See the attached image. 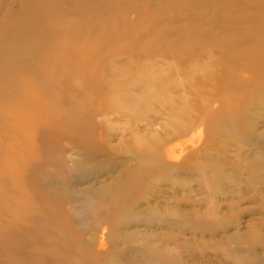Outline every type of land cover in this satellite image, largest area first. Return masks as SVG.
I'll return each instance as SVG.
<instances>
[{
  "label": "bare ground",
  "instance_id": "6f19581e",
  "mask_svg": "<svg viewBox=\"0 0 264 264\" xmlns=\"http://www.w3.org/2000/svg\"><path fill=\"white\" fill-rule=\"evenodd\" d=\"M78 1L76 5L84 7V0ZM130 1L121 0L126 6L129 2L132 5L128 6L129 10H138V15L142 13L139 7L148 4L166 23L129 22V28L137 31L135 40H114L105 45L80 40V37H91L113 27L114 19L110 16L103 18L100 24H90L83 34L73 29L63 32L60 40H67L55 48V61L53 58L54 62H44L43 73L40 76L39 73L31 74L27 82L33 88H28L33 94L30 97L38 101L35 109L29 112L31 119L24 122L29 126L21 130L9 125V118L0 119L12 129L10 137L20 154L34 148L35 140H44L32 158L19 157L23 160L20 165L28 166V171L19 179L25 197L7 203L5 194L0 193V213L5 211L11 216L13 231L9 233V247H0L3 264H23L24 255L20 259L13 258L14 254L18 255V248L30 249L36 254L34 258L38 264H61L54 258L55 249L59 247L64 260L69 261V255H65L68 246L61 245L62 239L69 236L62 237L61 233L66 234L70 227L67 223L60 224L63 222L62 206L69 200L67 190L64 187L51 191L43 188L44 178L65 180L64 159L59 145L46 144V140L49 135L61 132L68 135L89 133L95 100L100 96L102 105L108 110H118L131 124H138L147 110L161 106L166 108L170 119L166 134L133 132L126 150L133 153L136 163L124 167L114 188L97 193L96 198L92 196L95 199L91 215L95 220L106 221L112 226L136 221L139 215L134 213L133 205L147 200L150 191L153 193V188L163 181L172 185L183 183L176 176L183 171L203 179L201 187L208 190L207 197L218 193L220 185L226 182L231 186V176L224 174L228 169L238 183L247 175L246 185L239 183L230 189L236 192L228 191L231 199L240 193V186L259 194L264 186V141L255 142V122L248 113L250 107L264 106V0H158L155 3V0H137L135 6ZM100 3L105 7V0ZM170 13H175L177 18L171 19ZM185 19L190 23H179ZM116 42H123V45L112 48ZM121 58L135 65L150 59L171 58L170 77L161 76L159 69H151L149 73L132 78L133 73L118 63ZM198 58L200 61H195ZM14 67L18 66L8 63L0 72L9 79L5 75H11ZM197 71L203 73L193 74ZM119 76L127 79H114ZM15 102L20 107L17 98ZM213 102L220 104L218 109H211ZM205 125V138L194 141ZM244 146L246 151H243ZM229 147L237 148V160L225 157L231 150ZM90 152L86 149L85 155L91 157ZM196 152H203V157L193 160L190 154ZM217 156L221 159L215 158ZM10 173L15 177L18 171ZM10 173L0 168V176L9 178ZM225 193L226 190L222 192L227 195ZM254 197L257 201L259 198L260 203L264 195ZM37 199L38 204L35 203ZM212 210L195 213L197 222L209 225L212 218L218 220ZM148 212L152 216L159 214L156 209ZM170 212L176 214L174 210ZM100 238L99 243L104 242V237ZM156 252L160 261L174 263L167 252Z\"/></svg>",
  "mask_w": 264,
  "mask_h": 264
},
{
  "label": "rangeland",
  "instance_id": "374dc122",
  "mask_svg": "<svg viewBox=\"0 0 264 264\" xmlns=\"http://www.w3.org/2000/svg\"><path fill=\"white\" fill-rule=\"evenodd\" d=\"M100 1L84 0L83 7L76 5L78 0H0V69L8 63L18 66L13 68L11 75L10 73L5 75L9 79L3 77V73L0 72L2 121L9 118V125L22 128L21 130L29 126L24 125V122L31 119L29 112L35 109L38 101L30 97L33 94L28 88L32 86L27 82L31 74L39 73L40 76L43 73L44 62L55 61L53 56L55 48L67 40V38L60 40L63 32L73 29L83 34L89 29L90 24H100L103 18L110 16L114 19L113 27L103 29L91 37H80V40L96 41L98 45H105L114 40L136 39L137 31L129 28L131 26L129 22L144 24L158 22L159 25L166 23L148 4L139 7L142 13L138 15V10H129L128 6H132L129 2L126 6L121 0H112L114 2L105 0V7H102ZM136 1L130 2L135 6ZM155 2L158 0L153 1ZM184 9L191 8L184 7ZM170 15L171 19L177 18L175 13ZM100 17L102 19H99ZM179 23H190V21L185 19ZM221 25L224 26L223 23ZM122 45L123 42H116L112 48ZM119 60L121 66L133 73L132 78L138 77L141 73H149L151 69H159V74L165 78H169L171 74L169 63L172 61L171 58L164 60L166 62L161 58L150 59L136 65L129 64L127 58ZM195 61H200V58ZM109 62H112V59ZM103 63L105 64V61ZM185 70L190 71V68L185 67ZM201 73L203 71L193 74ZM114 79L127 78L119 76ZM57 92L59 93L58 90ZM16 98L20 107L15 102ZM101 101L102 96L95 100L91 116L93 126L89 133L68 135L61 132V134L49 135L46 140V144L59 145L64 159L66 178L64 181L44 178L43 188L51 191L64 187L69 199L62 206L63 222L60 223L62 225L67 223L70 227V231L66 234L61 233L62 237H66L67 234L69 236L62 239L61 243L63 247L68 246V251L64 253L69 255L67 257L69 261L67 262L66 258L64 260L63 252L59 247L55 249L54 258L61 264L66 262L68 264H167L158 258L159 254L156 251L160 250L171 255L173 264H264V198L260 200L263 205L258 202L259 195L260 197L264 195V186L261 187L260 194L256 190L250 191L246 186H240V193L236 194V198L231 199L228 191L236 192V189H230L237 187L239 183L246 185L244 179L247 175L242 176L244 179L241 178L238 183L230 169L224 174L231 176V186L227 182L220 185L218 193L210 196L211 198L207 197L208 190L201 187L203 181L201 177L183 171L176 175L183 183L172 185L169 181H163L153 188V193L152 190L150 191L147 200L142 199L133 205L134 213L139 215L136 221L130 220L112 226L106 221L95 220L94 215L91 214L97 193L102 191L106 193L110 188H114L121 179L124 167L136 163L133 153L126 150L133 132L143 135L166 134L170 119L166 108L161 106L147 110L138 124H131L118 110H108ZM216 103L217 106L214 105ZM22 106L26 110H23ZM219 106L218 102H213L211 109H218ZM249 110L248 113L253 116L255 122V142L261 144L264 141V106L250 107ZM29 129L31 132L32 128ZM11 130L7 123L0 122V168L6 169L8 173L18 171L15 177L11 173L9 178L0 176V193L5 194L4 201L7 203L25 197L19 179L22 173L28 171V166L26 168L21 166L23 160L21 161L19 157L32 158L44 142V140H35L34 148L20 154L19 147L11 140ZM58 130H61V127ZM205 136L206 125L201 134L194 137V141L198 138L203 140ZM229 148L231 150L225 153V157L231 161L237 160V148ZM86 149L91 151V157L85 155ZM246 150L247 147L244 146L243 151ZM190 155L196 160L203 157V152ZM215 158L221 159L219 156ZM52 169L57 168L52 167ZM224 190L227 195L222 194ZM209 202L213 204H208ZM35 203H39L38 199ZM151 209L158 210L159 214L152 216L148 212ZM172 210L176 212L175 215L170 212ZM211 210L217 214L218 220L212 218L208 222L209 225H204L201 221L197 222L198 216H195V213ZM11 223V216L2 211L0 244L3 246L0 247H9V233H13ZM193 224L201 227L195 228ZM103 237L104 242L99 243V238L102 240ZM82 248L86 249L82 250ZM17 250L18 255L14 254L13 258L20 259V256L24 255L23 264H38L35 260L36 254L30 249ZM3 259L0 252V264H3Z\"/></svg>",
  "mask_w": 264,
  "mask_h": 264
}]
</instances>
